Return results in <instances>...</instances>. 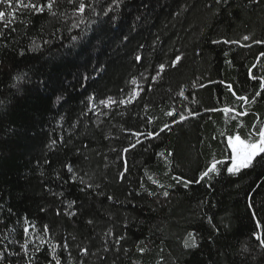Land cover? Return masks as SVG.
Returning <instances> with one entry per match:
<instances>
[{"label":"trees","instance_id":"1","mask_svg":"<svg viewBox=\"0 0 264 264\" xmlns=\"http://www.w3.org/2000/svg\"><path fill=\"white\" fill-rule=\"evenodd\" d=\"M31 2L0 4V264H264V166L226 170L264 126V0Z\"/></svg>","mask_w":264,"mask_h":264},{"label":"snow or ice","instance_id":"2","mask_svg":"<svg viewBox=\"0 0 264 264\" xmlns=\"http://www.w3.org/2000/svg\"><path fill=\"white\" fill-rule=\"evenodd\" d=\"M55 2V0H48L46 7L47 9L52 12V15H56L55 12L52 11L53 9V3ZM69 3H74L75 0H68ZM254 3H259L260 0H253ZM12 3L13 0H0V4H5L8 5L9 8L12 7ZM16 4L17 6H23L25 8L28 9H34L37 12H43L45 9V5H40L37 6L35 3H32L31 0H29V2L27 4L24 3V0H16ZM89 7L88 5H86L84 3V0H79V4L78 7L76 8V12L82 17L83 13L85 12L86 8ZM109 11H111V9H109ZM6 13L5 11H0V22H2L4 20ZM8 15L10 17H14L15 16V10L11 11L8 13ZM83 19L80 20V23H83ZM6 26V25H5ZM79 24H74L73 27H78ZM244 41H248L253 39L252 36H244L242 38ZM219 42V41H217ZM224 43H237L236 41H224ZM255 43H261V41L257 40L255 41ZM262 55H264V53H262ZM138 61L141 59V57L137 56L136 58ZM177 60H179V57H177ZM163 65H161V69H163ZM253 79H256V77H253ZM261 80H264V76L260 77ZM133 84H136V80L132 81ZM261 90L264 91V84H261ZM229 90H231V85L228 86ZM234 96H236V93L233 92L232 93ZM180 95H183V93H180ZM256 96L260 95V92H256L255 93ZM237 100H241V101H248V97L247 96H237L236 97ZM116 101H114L111 97H108L107 100H101L99 103L104 104L105 106H109L111 103H115ZM120 103H125V101L121 100ZM218 110V109H213ZM224 113H229V112H234V109H231L229 107H224L222 110ZM172 113H169V115H171ZM247 111H244L242 113H235L232 116V119H236L237 116L239 115H247ZM194 115H198V113H195ZM180 118L181 120L186 119V117L183 115V113L180 114ZM242 126V125H241ZM167 127V125H166ZM227 144L231 149V161H232V165L231 167H228L226 170L229 173L232 174H239L241 172L242 169H250V168H254L256 165H262L264 166V126H260L257 127L255 124L252 126V129L249 130L246 133V138H241V134L239 133L238 129L234 131V134H230L227 136ZM163 155V154H161ZM259 158V159H257ZM220 163V161L213 159L210 166L206 169V171H204L203 173H201L200 175V180H203L205 177H209L210 173H215V174H219V170L217 168V165ZM69 171H71V167H69ZM174 180H176L177 182H183L184 187H187L188 184L192 183V181H187L184 180V178L182 177H176L173 176L172 177ZM154 183H156V181H153ZM199 182V181H197ZM161 187H163V185H160ZM163 195L165 197H167L169 195V193L167 191L163 192ZM249 208H252V205L249 204ZM253 217H255V212L253 211L252 213ZM256 225L257 228H259L260 224L259 221H256ZM25 231H27V229H25ZM252 236L255 238L256 241H258V248L261 250H264V233L258 232V231H254L252 233ZM191 241V243L189 242ZM184 246L186 248H195L197 247V243H196V238H195V234L194 233H189V239L184 241ZM23 247H26V245H24ZM56 247H59V245H57ZM39 249H37L38 251ZM245 251H247L248 249L245 248ZM85 252H87V249L84 250ZM141 251H143V249H141ZM52 259L55 260L56 264H61L59 258L55 255V249H53V255H52Z\"/></svg>","mask_w":264,"mask_h":264},{"label":"rangeland","instance_id":"3","mask_svg":"<svg viewBox=\"0 0 264 264\" xmlns=\"http://www.w3.org/2000/svg\"><path fill=\"white\" fill-rule=\"evenodd\" d=\"M0 11H5V13H6V10L0 9ZM6 14H7V13H6ZM231 165H232V162H231Z\"/></svg>","mask_w":264,"mask_h":264}]
</instances>
